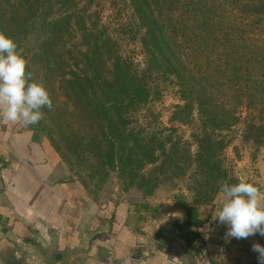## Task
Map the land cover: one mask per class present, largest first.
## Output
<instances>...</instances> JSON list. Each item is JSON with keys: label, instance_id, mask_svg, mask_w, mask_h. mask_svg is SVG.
Wrapping results in <instances>:
<instances>
[{"label": "trees", "instance_id": "obj_1", "mask_svg": "<svg viewBox=\"0 0 264 264\" xmlns=\"http://www.w3.org/2000/svg\"><path fill=\"white\" fill-rule=\"evenodd\" d=\"M124 1L142 69L102 25L99 0H0V31L24 49L27 70L50 92L53 108L42 109L39 129L61 160L69 154L90 168V181L117 171L127 188L139 180L150 196L194 169L187 222L175 224L188 229L192 247L210 234L199 208L215 203L224 182H239L224 158L235 129L242 125L243 142L264 148V0ZM167 85L180 101L173 127L132 126ZM175 125L196 129L192 143L174 136ZM147 167L155 168L139 174ZM75 181L96 195L85 179Z\"/></svg>", "mask_w": 264, "mask_h": 264}, {"label": "crops", "instance_id": "obj_2", "mask_svg": "<svg viewBox=\"0 0 264 264\" xmlns=\"http://www.w3.org/2000/svg\"><path fill=\"white\" fill-rule=\"evenodd\" d=\"M58 164L46 141L0 123V264H258L251 245L264 246V237L225 239L227 226L213 219L221 194L199 208L211 224L206 240L169 254L175 237L187 243L188 229L175 228L187 207L160 194L95 197Z\"/></svg>", "mask_w": 264, "mask_h": 264}, {"label": "rangeland", "instance_id": "obj_3", "mask_svg": "<svg viewBox=\"0 0 264 264\" xmlns=\"http://www.w3.org/2000/svg\"><path fill=\"white\" fill-rule=\"evenodd\" d=\"M94 11L98 13L102 25L119 41L122 54L126 57H131L140 69L144 68V56L141 53L140 44L132 41V38L136 35V23L125 1L99 0ZM178 104H180V101L176 94V89L167 85L162 99L149 106L152 112H139L132 126L136 129L141 128V131L144 130L146 133L159 132L163 127L171 128L173 126L170 123V117L173 113V107ZM174 127L176 128V133L174 134L176 138H182L184 142L192 143L191 135L196 130L195 128H188L182 125H175ZM25 130L26 132H31L33 138L38 136L39 140L46 141L50 145L37 124L27 126ZM242 130L243 126L240 125L232 135L234 138L232 145L224 154L226 167L232 171L235 177L243 176L249 182L260 185L261 191L264 192V148L256 151V147L243 142L241 138ZM192 146V152L194 153L196 146ZM46 148L49 149V146L46 145ZM62 160L63 165H58L63 169V176L65 178L85 179L90 184L91 191L96 194L95 197L106 194L107 197L129 195L132 198L143 196L146 199L157 197L160 194L159 197L161 199L162 197L164 198L162 200L185 207L191 205L195 198V193L192 190L194 186V169L185 177L175 178L162 183L152 195L145 196L143 191L137 187L139 180L136 181L134 186L127 188L128 186L123 184L119 173L111 171L105 181H90L87 178V169H90L87 165L82 167L69 154ZM154 168L147 167L143 173L139 174L148 176Z\"/></svg>", "mask_w": 264, "mask_h": 264}, {"label": "clouds", "instance_id": "obj_4", "mask_svg": "<svg viewBox=\"0 0 264 264\" xmlns=\"http://www.w3.org/2000/svg\"><path fill=\"white\" fill-rule=\"evenodd\" d=\"M28 63L24 49L0 31V123L36 125L44 118L42 109L53 108L49 90L27 70ZM219 191L222 203L213 219L227 226L225 239L264 237V192L243 176L238 183L224 182ZM251 251L264 264V246L253 243Z\"/></svg>", "mask_w": 264, "mask_h": 264}, {"label": "built area", "instance_id": "obj_5", "mask_svg": "<svg viewBox=\"0 0 264 264\" xmlns=\"http://www.w3.org/2000/svg\"><path fill=\"white\" fill-rule=\"evenodd\" d=\"M186 244L187 243L184 237H181V236L175 237L169 245V250H168L169 254H173L181 250L182 248L186 246Z\"/></svg>", "mask_w": 264, "mask_h": 264}]
</instances>
